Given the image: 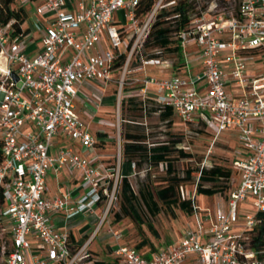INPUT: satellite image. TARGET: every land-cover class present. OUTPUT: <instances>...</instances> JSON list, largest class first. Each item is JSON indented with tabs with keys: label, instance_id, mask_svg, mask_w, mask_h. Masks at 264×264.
<instances>
[{
	"label": "built area",
	"instance_id": "2783aa9c",
	"mask_svg": "<svg viewBox=\"0 0 264 264\" xmlns=\"http://www.w3.org/2000/svg\"><path fill=\"white\" fill-rule=\"evenodd\" d=\"M139 2L25 0L34 4L31 27L12 36V22L0 26V264L94 261L86 245L72 251L68 234L58 231L51 217L61 212L67 218L91 213L100 203L106 216L118 199L122 177L118 166L107 169L97 155L81 156L70 146L57 148L54 139L64 137L85 151L95 150L97 138L75 109L79 87L87 82L115 83L119 97L123 94L125 70L117 80L113 73L127 67L162 7L160 0L147 15L137 18ZM119 12H124V23L116 19ZM175 34L182 48L190 41L198 45L202 71L193 77H144L137 88L142 106L150 108L152 101L157 112L169 107L185 124L214 128V139L224 130H234L246 152L245 158L232 162L239 183L230 192L226 210L217 203L208 228L191 200L195 229L185 230L178 245L149 259L125 245H117L114 254L122 264H185L190 255L196 256L198 264H264L247 244L259 225L258 214L264 213V72L249 76L247 69L250 61L264 63V0H238L228 17H190L186 28ZM35 36L41 47L30 57L27 49ZM224 50L230 51L225 55L229 73L219 62ZM127 51L123 66L113 67L117 56ZM154 55L142 60L143 65L171 68L163 49H156ZM150 87L156 95L149 96ZM233 87L239 94L231 92ZM135 165L130 163L133 170ZM64 167L78 172L88 187L73 206L69 193L53 199L44 196L47 173ZM229 184L234 185L232 178ZM180 192L185 199L182 188ZM248 198L254 212L244 216V229L236 235L239 205ZM109 233L120 240L118 231ZM205 236L207 242H203Z\"/></svg>",
	"mask_w": 264,
	"mask_h": 264
},
{
	"label": "rangeland",
	"instance_id": "374dc122",
	"mask_svg": "<svg viewBox=\"0 0 264 264\" xmlns=\"http://www.w3.org/2000/svg\"><path fill=\"white\" fill-rule=\"evenodd\" d=\"M24 1L25 0H17V4L24 7L29 14V18L23 24L24 28H28L31 27V21L34 16V4L24 3ZM159 1L160 0H158V2ZM169 1L178 2L180 0H161L160 5H164ZM190 2V17L192 19L201 16L206 19H212L218 16L228 17L229 13L234 11L238 4V0H190ZM123 14L124 12L117 13L116 19L118 22H125ZM171 35V37L176 41V34L173 33ZM154 51L155 50L150 47H141L136 49L133 52L132 58L127 67H122L121 69L114 71L113 74L115 75V80H117L123 75L125 70V84L123 85V91L131 89L136 90V88L140 86V81L146 76L160 78L159 76L162 74L159 73V69L157 67L144 66L140 60V57L142 60H145L146 55L153 53ZM127 54L128 51L126 52V56ZM180 57L181 56L178 57L177 55L170 54L168 52H164L163 54L164 59H167L169 62L174 64L171 70H175V66L179 65ZM165 72L166 71H163V75ZM136 78L139 80L134 84H131V80ZM92 84H95L103 89L107 87L111 88V84L105 86L97 83ZM113 85L115 87L114 89H117L118 85L115 83ZM115 93L117 95L116 106L114 105L115 97L112 96L110 99H107V104L105 105L106 107H104L108 109V112H101L102 115L100 118H102V122H99V125L96 124V120H91L89 116H87L85 106H82V103L79 100L75 101L76 112L80 115L81 119L84 121L93 136L96 137V134H98V132H96L97 129L99 131L104 130L107 133V140H105V142H100L96 147L97 150L101 149L104 151L105 160L103 161V164L107 169H117L118 159L120 162L123 160L121 139L125 131H130L131 133L145 135L147 144L164 142L172 143L173 141H180V143L177 144L176 149L172 150L173 153L169 156V160L173 164L174 173L177 177L183 178L184 172L188 168L193 169L194 171L190 180H184L180 184L184 192L189 191L192 193L196 191L198 172L201 168L209 169L213 166H219L223 169L232 171V161L234 159L233 152L235 150H242L239 140L234 135V130L222 131L216 137V141L212 143L211 136L205 131L203 125L185 124L176 115H173L171 126H168V124L164 121L162 122L157 115L146 113L144 117V115L139 112H125L124 107L121 104V101L126 99L124 95L125 93L123 92L124 94L120 97L118 95V90H115ZM135 101L138 103L140 100L139 98H135ZM209 130L212 132L213 136L215 129L210 127ZM230 135H232V137H229ZM54 141H57V138H55ZM177 149H181L183 153L189 154L190 157L182 158L179 156V153L176 152ZM134 162L136 165L129 182L137 199H139L140 190L145 186L149 187L152 191L166 186V179L169 176L166 174V167L164 164L162 167L154 166L150 165L148 162L139 160L138 158H135ZM110 173L112 174L113 172ZM235 175L237 174L235 173ZM239 178L240 177H238L237 180H239ZM111 179H115V175H112ZM224 182L221 181L220 185H223L226 189L223 193L216 195V202H219L220 200L227 201L230 190L234 189L235 181L234 185H227ZM204 186L208 187L210 184H204ZM118 187H120V181H118ZM117 196L118 199L116 203L112 206L106 216H104L103 205L100 217L104 220L103 223H100L99 220L96 229H100L101 231L105 229V232L110 235L111 239L113 237L109 231H118L121 234V238L119 241L112 239L113 243L118 245L133 246L139 240L138 228L136 223L130 217L122 216L121 200L119 195ZM196 196L198 197V202L202 206L214 203L208 201V199L211 198L206 195L196 194ZM138 210L144 220L142 229L146 236L152 241L155 248H163L177 241L181 237L185 228L186 217L177 206L172 208L161 207V211L154 217L149 216L142 206H138ZM250 212H254V209L252 207V199L248 198L245 202L240 203L239 205L240 220L236 225L239 226L240 229L233 231L236 235H240L242 233L245 226L244 216L246 213ZM115 215H119L121 220H116ZM148 223H150L153 229L157 232V237L153 236L152 232L148 229ZM260 254L262 256L260 261L261 263H264V250H262ZM106 255L103 254L102 256L104 257ZM98 257H100V255H95L92 259L95 260L98 259Z\"/></svg>",
	"mask_w": 264,
	"mask_h": 264
},
{
	"label": "crops",
	"instance_id": "0c3cea01",
	"mask_svg": "<svg viewBox=\"0 0 264 264\" xmlns=\"http://www.w3.org/2000/svg\"><path fill=\"white\" fill-rule=\"evenodd\" d=\"M34 40L35 41L32 42L27 49L30 57H34L36 52L41 47L40 43L38 42V36H35ZM228 53H230V51L228 50H224L219 53V62L222 65L223 71L225 73H229L230 71V64L225 61V55H227ZM177 56L178 57L181 56L179 58L180 59L179 65L175 66V70H171V68L174 65L171 62V68H164L163 70L159 69V73L162 74L161 76H159L160 78H169L174 75L193 77L194 75H197L202 71V60L199 55V47L194 41L188 42L183 48L181 47V54ZM247 69H248L249 76H256L264 72V63H262L261 60H255L254 62L250 61L247 64ZM163 71H166L164 75H163ZM143 75L146 76L145 74ZM138 80H139L138 78L132 79L130 83L134 84ZM110 84H111V88L107 87L105 89L100 88L96 86L95 84L88 83V82L84 83L81 87H79L80 95L77 100H79L82 103V106H85L87 116H89L91 120H96V124L98 125H99V122H102V118H100L102 115L101 112H105V113L108 112L107 111L108 109L105 108L106 107L105 105L107 104V99H110L112 96L115 97L114 105L116 106L117 95L115 93V90L117 89H114L115 88L113 85L114 83H110ZM201 88H202L201 85L197 86V90L199 89V91L202 92L203 89ZM131 90H134V89H131ZM131 90L123 91L125 93V94L123 93L125 95V98L126 99L139 98L140 102H142L139 92L137 91V88L134 91H131ZM231 92L233 94H239L238 89L234 87L231 89ZM148 94L149 96H154L156 95V90L153 87H150L148 89ZM149 102H150L149 104L151 105L150 106L151 110H158V108H156V105H154L152 101H149ZM140 106H142V103ZM150 114L157 115L160 119L159 112L154 111V112H151ZM173 115H176L174 111H173ZM172 117L170 118L171 121H172ZM161 121L163 122V120ZM204 129L211 136L212 143H214L213 141H216V139L212 138L214 137V135L212 136V132L209 130V128L204 127ZM96 132H98V134H96V138H98L97 139L98 145L100 142H105V140H107V133L104 130L99 131L97 129ZM234 135L236 136V133ZM229 137H232V135H230ZM55 138H57V141H54L55 146L57 148L62 147V146H70L74 149V152L78 155L88 156V157L97 155L99 159H101L102 162L105 160L104 151L101 149L97 150L95 148V150L92 152L84 151L78 144L71 143L68 140H66L64 137L58 136ZM160 144L162 143L149 144V146L153 147L155 145H160ZM245 156H246V152L244 150H240V151L235 150L233 152V158H234L233 161L235 159L245 158ZM105 164H108V163H105ZM117 166L119 168L120 176L125 177L128 179V181H130V177L133 175V172H134V170L130 166V163L125 162L124 160L120 162L118 159ZM235 173L237 175H235ZM238 177H239L238 172L233 168L231 171V178L232 180L235 181L234 188L239 183V180H237ZM87 189L88 187L81 183L78 172L64 167L57 172L49 171L47 173L46 178H45L44 196L46 198L53 199L56 197H62L65 193H69L71 196L70 205L73 206L76 200L83 193H85ZM232 190H230V192ZM230 192L228 194V198L230 196ZM219 194H215L214 196H208L209 198H211V199H208V201H211L212 203L214 202L215 204L213 203V204H207V206H202L197 200L198 197L196 196V191L192 193H190L189 191L184 192L185 199L193 200L196 206L199 208V217L204 221V225L206 228H208L210 225V217H212L216 213L217 203L221 206L223 210H226L227 201H224V200H220L219 202L215 201L216 195H219ZM102 209H103V204L100 203L94 207L93 212L76 215L72 218H67L64 212L56 213L52 215L51 222L53 223L54 227L58 231L66 232L68 234L72 251H77L78 249L86 245L85 248L91 254L92 257H95V255H100L98 259H95V260L93 259L94 261H99L104 264H122L114 254V250L116 249L118 244L113 243L112 241L113 238L111 239L110 235H108L105 232V229H103L104 231L103 230L101 231L100 229L99 230L96 229L99 223V220L101 218L100 213L102 212ZM180 211L186 217L185 218L186 219L185 228L182 232V235H183L185 230L195 229V219H194L193 213L188 214L182 210ZM115 216H116V220H119V221L121 220L120 216H117V215ZM126 217H129V216H126ZM137 228L139 232V240L133 246H129V247L135 249L139 254H141L144 258H147V259L151 258L154 253L162 249H165L168 246L178 245L182 237L181 235V237L177 241L163 248L157 249L154 247L152 241L146 236L145 232L142 229V226L139 227L137 225ZM238 229H240L239 226L235 225L233 230L236 231ZM150 232L152 231L150 230ZM152 234L155 237L158 236L157 232L155 234L152 232ZM207 241H208V238L205 236L203 238V242H207ZM103 254L104 255L108 254V255L103 257L102 256ZM185 264H198L196 260V256L194 255L188 256L185 261Z\"/></svg>",
	"mask_w": 264,
	"mask_h": 264
},
{
	"label": "trees",
	"instance_id": "16d2710c",
	"mask_svg": "<svg viewBox=\"0 0 264 264\" xmlns=\"http://www.w3.org/2000/svg\"><path fill=\"white\" fill-rule=\"evenodd\" d=\"M158 0H140L139 5L135 9V15L137 18H143L147 15L155 6ZM172 4H169L171 3ZM169 6V7H167ZM190 0H180L178 2L169 1L162 5L158 11L153 23L150 26L149 32L144 39L141 47H150L154 50L163 49L164 52H168L174 55L181 54V47L179 41H176L171 37L173 33H176L182 29H185L190 22ZM29 18L27 10L17 4V0H0V26L10 25L11 35L20 33L23 28V24ZM140 47V48H141ZM154 52L147 54L146 59L154 57ZM126 54H120L117 56L113 67L119 68L123 66L125 62ZM140 60L142 61L141 57ZM142 102H136L133 98L123 99L121 104L124 107L125 112L136 113L139 112L145 115L157 110H151L150 108L144 109L140 106ZM160 113V119L171 126L170 118L173 115V111L169 107H164ZM122 158L125 162L131 163L135 158L148 162L150 165L160 166L163 164L166 167V174L169 177L166 179V186L152 191L149 187H144L139 192V199L133 193L131 185L127 178L122 177L120 179L119 197L121 200V212L122 216H129L140 227L144 224L142 215L138 210V206H142L149 216L154 217L161 211V207L172 208L177 206L180 210L191 214L193 212L192 201L181 198V182L184 180H190L194 174L193 169H186L184 177H177L174 173L173 164L169 160L172 150L176 149L177 144L180 141L164 142L160 145L150 147L146 142L145 135L131 133L125 131L122 136ZM1 147V143H0ZM182 158H189L190 155L183 153L181 149L176 151ZM1 161V151H0ZM231 178V171L223 169L219 166H213L209 169L201 168L198 172V183L196 184V194H202L206 196H214L215 194H221L225 191L226 187L221 184V181L229 184ZM204 184H210L205 187ZM3 204L2 190L0 189V206ZM141 208V207H140ZM119 216V215H117ZM259 225L250 233L248 246L256 252V259L261 260L262 256L260 251L264 250V213L258 214ZM149 230L154 234L152 225L147 224ZM92 264H104L99 261H93Z\"/></svg>",
	"mask_w": 264,
	"mask_h": 264
},
{
	"label": "water",
	"instance_id": "95a60500",
	"mask_svg": "<svg viewBox=\"0 0 264 264\" xmlns=\"http://www.w3.org/2000/svg\"><path fill=\"white\" fill-rule=\"evenodd\" d=\"M11 76L15 81H17V76L14 73H12Z\"/></svg>",
	"mask_w": 264,
	"mask_h": 264
}]
</instances>
